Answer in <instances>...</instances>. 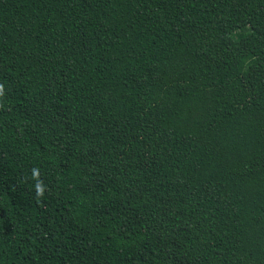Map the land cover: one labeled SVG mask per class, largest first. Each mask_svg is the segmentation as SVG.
<instances>
[{
    "label": "trees",
    "instance_id": "trees-1",
    "mask_svg": "<svg viewBox=\"0 0 264 264\" xmlns=\"http://www.w3.org/2000/svg\"><path fill=\"white\" fill-rule=\"evenodd\" d=\"M0 264H264V0H0Z\"/></svg>",
    "mask_w": 264,
    "mask_h": 264
}]
</instances>
